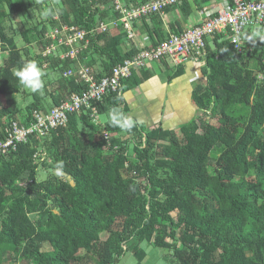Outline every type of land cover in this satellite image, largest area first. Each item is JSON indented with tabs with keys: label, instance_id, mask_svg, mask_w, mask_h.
I'll use <instances>...</instances> for the list:
<instances>
[{
	"label": "trees",
	"instance_id": "trees-1",
	"mask_svg": "<svg viewBox=\"0 0 264 264\" xmlns=\"http://www.w3.org/2000/svg\"><path fill=\"white\" fill-rule=\"evenodd\" d=\"M42 6L58 14L33 26H8ZM176 7L181 17L191 13L187 0ZM118 18L109 0H0V56L6 54L0 140L12 122L27 127L33 112L47 114L87 90L64 72L82 65L99 80L138 53L118 28L88 35L78 63L44 59L47 31L71 26L89 32ZM159 18L143 19L138 28L153 46L167 38ZM244 40L240 55L229 37L208 42L204 81L194 84L191 96L199 117L175 131L112 127L107 111L125 106L123 93L111 94L94 104L97 122L87 110L70 114L65 127L44 139L31 137L0 158V264H118L127 253L142 264L143 245L165 251L166 264H264V40ZM26 60L47 65L42 92L28 93L13 76ZM162 64L168 81L183 75L181 66ZM132 78L148 81L150 67L132 71L121 84ZM24 92L18 100L16 93ZM58 160L64 177L48 171ZM39 170L47 173L43 181Z\"/></svg>",
	"mask_w": 264,
	"mask_h": 264
},
{
	"label": "built area",
	"instance_id": "built-area-1",
	"mask_svg": "<svg viewBox=\"0 0 264 264\" xmlns=\"http://www.w3.org/2000/svg\"><path fill=\"white\" fill-rule=\"evenodd\" d=\"M182 1L186 0H148L144 4L132 6L127 5L125 0H109L113 11L119 15L117 20L101 23L89 32L71 26L50 29L44 36L49 44L41 56L44 59L55 56L59 60L67 59L78 63L80 55L90 45L88 35L121 28L128 40H134V24L139 25L143 19L155 15L161 18L167 9L178 6ZM201 15L203 19L198 26L177 35L168 33L164 41L154 46L144 34L146 37L138 53L132 59L112 68L108 77L96 80L90 70L82 65H79L76 71L64 72L63 78L74 77L77 82L86 85L87 90L79 95L73 94L66 102L47 114L33 112V122L27 127L16 122L7 125L6 138L0 140V158L14 152L17 146L26 144L31 137L44 139L52 131L65 127L70 114L87 110L90 111V118L97 122L99 117L94 104L100 103L107 95H122L121 83L131 77L132 71L163 62L172 68L188 62L202 65L207 44L217 35L229 37L236 54H242L245 32L257 26H264V0H221L219 7L209 9ZM104 139L108 141L109 136L104 134ZM37 156L38 154L35 155ZM43 159L41 156V160Z\"/></svg>",
	"mask_w": 264,
	"mask_h": 264
},
{
	"label": "rangeland",
	"instance_id": "rangeland-1",
	"mask_svg": "<svg viewBox=\"0 0 264 264\" xmlns=\"http://www.w3.org/2000/svg\"><path fill=\"white\" fill-rule=\"evenodd\" d=\"M30 3H33V4L38 3V0H30ZM41 20L42 19L39 16V12L36 10H31L29 15L25 19L20 16L11 19L10 21L11 23L8 24V26H10L11 29L14 28L16 30L19 22H22L23 23L22 25L26 24L27 26H31V25L33 26L34 24H36L37 22H40ZM17 40H18L17 45L18 47H20L21 42L19 41V38H17ZM5 57H6V54L0 56V64L3 62ZM42 68L44 69L46 68V66L43 65ZM153 73L156 74L155 81L162 83L163 85H166V86H164L163 88H159V85H156L155 81H151L152 82L150 83L151 87L149 86V84L142 85L141 83L138 82L136 78L130 79V81H128L127 83L121 86V91L123 93L122 98L124 100V105H125V108H124L125 113L132 115V111L133 113L135 112V109H134L135 107H139L143 104H146V106H148L150 100H151L150 104L152 105L153 110L158 111L161 105L163 106L167 104L166 103L167 101H165V98H167L168 101H170V98L174 99V96L177 95V98L174 100V102L173 101L169 102L170 110L172 111L175 109H185V113L188 115V118L182 120L181 123H175V125H173V128L171 130H176L181 125L190 122L191 121L190 118L192 116H194L192 117V119H195V114L197 113V111L195 110V107L191 104V102H188V99H186V96L188 97L187 94L190 95L191 91L185 88V84H186L185 78L178 77L176 80V84L173 86L172 82L176 78L168 81V79L165 78L164 74H159V71L157 70L156 67L153 68ZM193 75H194V72L191 70V67L188 68L186 72V78L190 80ZM198 76L199 78L197 80H199V82L200 81L203 82L204 77H201V73ZM166 77H168V74H166ZM53 78H52V81H53ZM167 82L170 83V85L167 86ZM197 82L198 81H195L194 83H197ZM44 83H46L45 79H44ZM189 86L190 88H192L191 84ZM170 87H173L171 90L173 97H171V93L168 90L170 89ZM165 88L166 90L162 91V89H165ZM27 91L28 93L31 92L28 89ZM25 93L26 92L21 94L20 97L17 96L18 100L22 101L24 99ZM28 100H29V97H28ZM125 101L128 103V105L125 104ZM99 121L104 122L105 117L101 116ZM143 121L144 122L140 123L139 125L144 127L145 130L151 129V127H148V124H146L147 123L146 117H143ZM212 123L214 122L212 121ZM46 178H47V173L43 170H39L37 174V180L43 181ZM102 239H105V235L102 236ZM143 248L145 249L147 256L145 260L142 262V264H166L165 259H163V256L166 255L165 251L158 250V249L153 248L152 246H147V245H143ZM118 264H136V261L129 253H127L125 254L124 257L121 258Z\"/></svg>",
	"mask_w": 264,
	"mask_h": 264
},
{
	"label": "crops",
	"instance_id": "crops-1",
	"mask_svg": "<svg viewBox=\"0 0 264 264\" xmlns=\"http://www.w3.org/2000/svg\"><path fill=\"white\" fill-rule=\"evenodd\" d=\"M187 1L189 3L190 9H191V13L189 15H187L185 17H181L179 10L177 9V7H175V8H172L171 10H169L168 12H165L164 16L159 18L160 21L162 22V27H163L164 32H165L164 33L165 38L168 36V33H173V32L182 33L189 28L198 26L199 23L201 22V20L203 19V16L201 15V13H203L209 9H212V8H217V7H219V5L221 3V0H187ZM198 5H201V9H199ZM145 23L149 24V20H145ZM151 25L152 24L150 23L149 27H151ZM136 26H137V29L135 31L136 36H135V39L132 40V43H133V45H135L139 49L143 45V39L146 36L144 34L138 33V31H139L138 28H140V23H139V25H136ZM114 31H115V29L111 30V32H114ZM149 44H150V41H149ZM154 67L157 68V70L159 71V74H164L165 78L167 79L166 67L163 64H152V65H150V72H152V78L149 79L148 81L142 83V85L143 84H145V85L149 84V86L151 87L150 83H152L151 81H155V77H156V74L153 73ZM181 67L183 69V75L180 77L185 78V82H186L185 88L191 91L190 95L187 94L188 97L186 96V99H188V102H191V104L193 105L192 99H191V96L193 93V86L195 84L194 83L195 81L199 82V80H197V79L199 78L198 75L201 73L202 65L188 62ZM190 67H191V70L194 72V75L189 80L186 78V72H187V69ZM201 77H202V75H201ZM176 80H177V78L172 82L173 86L176 84ZM190 84H191L192 88H190V86H189ZM192 84H193V86H192ZM156 85H159V88H163L164 86H166V85H163L162 83H159V82H156ZM168 85H170V83L167 82V86ZM172 88L173 87H170V89H168L171 93V97H173L172 92H171ZM165 90H166V88L162 89V91H165ZM176 98H177V95L174 96V99L170 98V101L174 102V100ZM150 101H149L148 106H146V104H143L139 107H135L134 108L135 112L133 113V111H132V116L139 119L141 121V123L144 122L143 117H146V120H147L146 124H148V127H151V129L160 127L164 131H175V130H171L173 128V125H175V123H181L182 120L188 118V115L185 113V109H175V110L171 111L170 105H169L170 101H168L167 98H165V101H167L166 102L167 104L163 105V106L161 105V107L158 111L153 110V107L150 104ZM125 104L128 105V103L126 101H125ZM195 110H196V108H195ZM192 117H194V116H192ZM192 117L190 118L191 121L197 120V118L199 117L198 111L195 114V119H192Z\"/></svg>",
	"mask_w": 264,
	"mask_h": 264
},
{
	"label": "clouds",
	"instance_id": "clouds-1",
	"mask_svg": "<svg viewBox=\"0 0 264 264\" xmlns=\"http://www.w3.org/2000/svg\"><path fill=\"white\" fill-rule=\"evenodd\" d=\"M57 14L54 8L48 6H42L39 10V16L42 20H47ZM244 38L249 40L250 43H254L256 39L264 40V26L255 27L251 35L246 33ZM12 74L22 88L28 89L32 93L42 92L45 87L43 79L44 72L36 60H26L21 66L14 68ZM16 95L18 97L21 96L20 93H16ZM106 118L112 127L118 128L125 133H131L141 123L139 119L133 117L131 114L125 113L119 106L111 107L106 113ZM48 171L56 176H63L64 161H56L55 167Z\"/></svg>",
	"mask_w": 264,
	"mask_h": 264
},
{
	"label": "water",
	"instance_id": "water-1",
	"mask_svg": "<svg viewBox=\"0 0 264 264\" xmlns=\"http://www.w3.org/2000/svg\"><path fill=\"white\" fill-rule=\"evenodd\" d=\"M65 175H63L62 177H64ZM69 180V179H68ZM71 186H73V184H71Z\"/></svg>",
	"mask_w": 264,
	"mask_h": 264
}]
</instances>
